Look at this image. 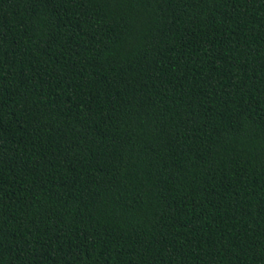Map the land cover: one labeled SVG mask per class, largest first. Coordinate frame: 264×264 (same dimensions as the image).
I'll use <instances>...</instances> for the list:
<instances>
[{"label":"trees","instance_id":"obj_1","mask_svg":"<svg viewBox=\"0 0 264 264\" xmlns=\"http://www.w3.org/2000/svg\"><path fill=\"white\" fill-rule=\"evenodd\" d=\"M0 264H264V0H0Z\"/></svg>","mask_w":264,"mask_h":264}]
</instances>
